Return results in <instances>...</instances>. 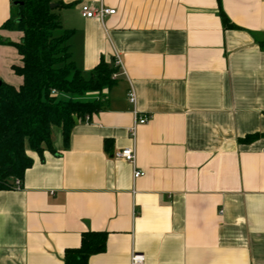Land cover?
Returning <instances> with one entry per match:
<instances>
[{
    "label": "crops",
    "instance_id": "crops-1",
    "mask_svg": "<svg viewBox=\"0 0 264 264\" xmlns=\"http://www.w3.org/2000/svg\"><path fill=\"white\" fill-rule=\"evenodd\" d=\"M59 1L78 69L118 55L127 78L68 148L56 128L55 154L29 152L23 190L0 191V264H64L87 232L108 234L89 264H131L134 252L145 264H264V0H220L233 29L219 0ZM101 4L115 15L82 17ZM14 14L0 0V80L19 88L23 34L3 28ZM135 110L150 119L133 138ZM126 148L137 180L115 158Z\"/></svg>",
    "mask_w": 264,
    "mask_h": 264
},
{
    "label": "trees",
    "instance_id": "trees-1",
    "mask_svg": "<svg viewBox=\"0 0 264 264\" xmlns=\"http://www.w3.org/2000/svg\"><path fill=\"white\" fill-rule=\"evenodd\" d=\"M14 16L3 28L23 34L15 44L22 65L14 66L23 84L15 88L2 82L0 87V191L11 190L13 181L25 178L34 160L29 152L43 156L45 151L56 153L53 136L56 128L63 133L64 147H69L71 132L78 122L98 114L108 107L102 93L118 84L113 75L119 70L101 59L86 75L73 60L70 40L72 30H63L59 10L67 8L59 0H12ZM57 5L51 9V5ZM226 29L235 26L222 10ZM63 34L57 36L56 33ZM99 94V98L88 95ZM260 135L248 136L251 143ZM108 234L87 232L81 245L67 249L64 264H89L90 258L106 251Z\"/></svg>",
    "mask_w": 264,
    "mask_h": 264
},
{
    "label": "built area",
    "instance_id": "built-area-1",
    "mask_svg": "<svg viewBox=\"0 0 264 264\" xmlns=\"http://www.w3.org/2000/svg\"><path fill=\"white\" fill-rule=\"evenodd\" d=\"M116 11L105 8L102 4L99 7H95L92 5H83L81 7V15L85 19H98L100 21H104V19L107 16L115 15ZM114 66L119 70L118 73L113 75V79H120L121 77L127 78V73L124 67V64L120 57L118 55L114 56ZM128 102L130 105H132L134 108H136L137 105V95L136 91L131 84L129 90H128ZM134 125L130 129L131 136L135 138L136 136V129L138 126L145 125L149 122V117L142 116L139 111L134 112ZM90 120L89 117L85 118V121L88 122ZM115 158L120 159L123 161L128 162L131 165H136V151L135 148H126L123 150H120L115 153ZM144 176V173L137 170L136 167L134 168V180H137ZM12 190L21 191L23 190V181L21 179H16L13 181ZM131 264H145V256L143 254L134 252L131 257Z\"/></svg>",
    "mask_w": 264,
    "mask_h": 264
},
{
    "label": "water",
    "instance_id": "water-1",
    "mask_svg": "<svg viewBox=\"0 0 264 264\" xmlns=\"http://www.w3.org/2000/svg\"><path fill=\"white\" fill-rule=\"evenodd\" d=\"M57 8V5H55V4H53V5H51V9H56ZM1 85H2V81L0 80V87H1Z\"/></svg>",
    "mask_w": 264,
    "mask_h": 264
},
{
    "label": "rangeland",
    "instance_id": "rangeland-1",
    "mask_svg": "<svg viewBox=\"0 0 264 264\" xmlns=\"http://www.w3.org/2000/svg\"><path fill=\"white\" fill-rule=\"evenodd\" d=\"M60 34H61V32H57V33H56L57 36H59ZM97 96H99V95H97ZM90 98H91V97H90ZM92 99H94V98H92ZM56 133H57V132H56ZM55 135H56V134H55Z\"/></svg>",
    "mask_w": 264,
    "mask_h": 264
}]
</instances>
